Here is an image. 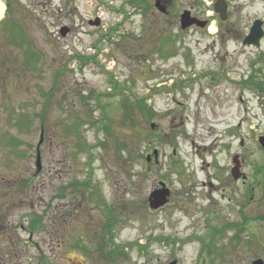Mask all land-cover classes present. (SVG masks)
<instances>
[{
  "label": "rangeland",
  "instance_id": "obj_1",
  "mask_svg": "<svg viewBox=\"0 0 264 264\" xmlns=\"http://www.w3.org/2000/svg\"><path fill=\"white\" fill-rule=\"evenodd\" d=\"M0 1L9 5L0 23V218L22 217L25 229L36 216L52 223L57 255L73 235L99 233L105 251L127 253L117 264L264 260V40L240 42L264 0H231L238 32L220 43L213 0ZM184 11L212 29L183 30ZM198 103L232 125L233 152L244 140V183L202 187L206 176L217 183L194 155L193 130L206 125ZM181 161L195 172L181 176ZM161 184L169 203L149 206ZM38 232L33 242L44 248L49 230Z\"/></svg>",
  "mask_w": 264,
  "mask_h": 264
},
{
  "label": "flooded vegetation",
  "instance_id": "obj_2",
  "mask_svg": "<svg viewBox=\"0 0 264 264\" xmlns=\"http://www.w3.org/2000/svg\"><path fill=\"white\" fill-rule=\"evenodd\" d=\"M165 2H167V0H165ZM216 2L217 0H213L211 6L213 16L216 21V31L213 32L212 38L213 43H215V38L220 43L225 40L226 35L227 37H229L232 33L237 34L238 30L235 29L236 26H233L231 22L233 16L231 13V0H223V3L226 7V19L224 21H221L219 14L214 11ZM191 17L203 22L202 26L193 25L192 27H197L203 31L212 29L210 25L211 19L207 18L204 20H200L197 17L193 16L192 13ZM254 21H260V28L263 31V38L260 41L261 44V42H263L264 40V15L260 19H253L251 25L248 28V31L244 35L239 36L244 40V38L249 33V30ZM243 40L240 41L242 45ZM205 79L208 80L209 75H207ZM202 101L207 100L204 99ZM209 108L210 107H208L207 110H204L205 112L202 113L201 105L198 103L197 109L195 111L199 116H205L206 125H204V128L200 129V132L198 133L193 130L192 145L194 147V150L196 149L194 155H199L200 158L201 164L198 167V171L201 173L207 172V170H209V172H213L212 178L213 181H215L217 184H213L212 182H210L207 176L204 181L201 182L203 188L207 187L209 192H212L217 189V186L223 189L224 187L232 184V169L234 168V166L237 168L239 174L242 175L240 177L244 176L243 179L240 178L236 183L245 182L246 175L244 171L246 165V156L244 150H246V148L244 140L242 138H239L237 151H232V125H227L223 120L217 119L211 110L212 107L210 109ZM187 119L188 116H186L185 120ZM179 121V126L184 129L183 132L179 134V136L186 138L185 136L188 135L186 125L184 122H181V120ZM212 123L219 126L220 133L215 132ZM183 165L184 163L182 161L179 162V170L181 172V176H185L187 174L185 172H195V167L192 166L191 169H189L188 166L184 168ZM216 172H218V174H216ZM169 198L170 193L168 190V197L165 205L169 203ZM220 198L223 200L224 196ZM259 219L264 220V216L259 217ZM43 220L44 218L40 216L30 218L26 222L28 227L27 229H25V221H23L22 217L17 218L15 221H13V223H10L7 218H0V241H5V243H3L0 248V264H117L119 258L125 257V255L127 254L123 251H120L121 248H112L108 249V251H105L99 233H90L89 237L86 240H83V238H79L81 235H73L74 237H76L75 241L69 242L68 240V245L71 248L61 250V253L57 255V249L56 247L53 248L52 242L53 237H55L56 228L54 227L53 232V230H51L52 223L50 222L47 223L49 226L46 228L43 225ZM247 221L248 220L246 217L242 218V222H244L243 232L245 230ZM41 228H43L44 231L49 230V232L42 233V245L44 246V248H41L40 244L37 242H33L32 239V237L40 235V232L38 231H40ZM225 229H227V226L224 225V230ZM25 230H27L26 241ZM221 230L222 231L218 232L213 231L210 239L214 238L218 234H222L223 227ZM25 246H30L32 247V249H26ZM55 246L60 247V244L58 245L57 243ZM256 260H262L264 262L262 258L257 256L250 263L252 264Z\"/></svg>",
  "mask_w": 264,
  "mask_h": 264
},
{
  "label": "water",
  "instance_id": "obj_3",
  "mask_svg": "<svg viewBox=\"0 0 264 264\" xmlns=\"http://www.w3.org/2000/svg\"><path fill=\"white\" fill-rule=\"evenodd\" d=\"M214 10L216 13H218L220 15V18L222 21H224L226 19V7L225 4L223 3V0H217L215 6H214ZM162 11V10H161ZM203 25V22H198L196 19L192 18L190 16V12L189 11H184L182 13V15L180 16V26L181 28L184 30L186 28H189L192 25ZM90 26H94V27H98L100 25L99 20H95L94 22H89ZM68 31L67 28H64L60 31V34L62 36L66 35V32ZM262 36V31L260 30V22H256L251 31L249 36L245 39L244 44H251V45H258V41L260 39V37ZM258 143L259 145L262 147V149L264 150V136L260 137L258 139ZM232 176L234 180L238 179V172L236 169H233L232 171ZM166 195L167 192L159 190L156 192H153L150 197H149V203L150 206L157 208L159 206H162L165 202H166ZM170 264H176L175 262H172ZM253 264H264L261 260H257L255 262H253Z\"/></svg>",
  "mask_w": 264,
  "mask_h": 264
},
{
  "label": "trees",
  "instance_id": "obj_4",
  "mask_svg": "<svg viewBox=\"0 0 264 264\" xmlns=\"http://www.w3.org/2000/svg\"><path fill=\"white\" fill-rule=\"evenodd\" d=\"M7 4H8V3H7ZM7 4H6V12H5V17H6V16H7V14L9 13V12H8V10H9V8H8V7H9V5H7ZM5 17H4V19H5ZM4 19H3V20H4ZM3 20H2V21H3ZM2 21H1L0 23H2ZM16 22H17V21H16ZM17 23H18V22H17ZM17 23H15V22H14L12 25H14V26H17V25H18ZM140 110H141L143 113H145V112L143 111V109H141V108H140ZM36 217H37V216H36ZM233 241H234V239H233ZM238 241H239V240H238ZM238 241H237V242H238Z\"/></svg>",
  "mask_w": 264,
  "mask_h": 264
},
{
  "label": "bare ground",
  "instance_id": "obj_5",
  "mask_svg": "<svg viewBox=\"0 0 264 264\" xmlns=\"http://www.w3.org/2000/svg\"><path fill=\"white\" fill-rule=\"evenodd\" d=\"M4 10H5V6H4V4L0 1V19H1L2 16H3Z\"/></svg>",
  "mask_w": 264,
  "mask_h": 264
}]
</instances>
